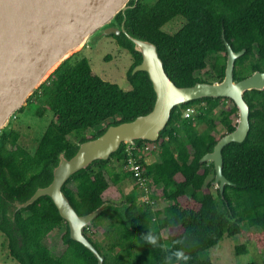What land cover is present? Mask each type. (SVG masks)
<instances>
[{"label":"trees","instance_id":"1","mask_svg":"<svg viewBox=\"0 0 264 264\" xmlns=\"http://www.w3.org/2000/svg\"><path fill=\"white\" fill-rule=\"evenodd\" d=\"M176 18L183 20L182 25L166 32L164 26ZM115 20L121 23L122 14ZM124 26L128 34L156 46L165 73L178 87L221 81L226 60L222 33L234 52L244 50L235 60L234 79L264 72V0H138L126 12ZM111 37L133 58L126 77L131 88L102 80L86 58L72 60V55L27 102L36 107L37 116L53 113L34 152L18 144L14 130L0 150V232L18 264H97L88 249L69 238L67 225L48 196L14 213L13 232L20 243L12 235L10 220L14 200L23 201L36 187L50 182V166L60 152L69 158L77 142L152 108L155 95L147 74L131 75L140 54L124 34ZM210 56H215L212 67ZM202 74H211L212 79H203ZM243 98L249 107V131L243 142L222 149V173L233 184L225 185L222 195L218 188L215 196L204 190L211 187L214 170L199 160L217 142L218 125L224 134L235 127L237 110L227 98L197 99L174 107L157 141L136 140V147L122 144L109 159L96 160L66 181L62 192L80 216L104 202L122 206L104 209L84 230L103 264H212L206 251L224 236H247L245 240L254 241L258 250L264 248V89L246 91ZM187 108L194 112L184 117ZM201 124L205 128L199 131ZM145 147L159 160L147 164L140 153ZM129 158L141 165L139 181L129 170ZM126 179L132 184L129 194L119 188ZM159 200L167 205L155 207ZM9 205L12 209H7ZM62 224L64 249L56 254L45 240ZM88 231L105 235L108 242L101 245ZM148 231L157 236L155 245L144 241ZM239 246L235 250H245ZM175 249H182L188 259L177 261L172 255Z\"/></svg>","mask_w":264,"mask_h":264},{"label":"water","instance_id":"2","mask_svg":"<svg viewBox=\"0 0 264 264\" xmlns=\"http://www.w3.org/2000/svg\"><path fill=\"white\" fill-rule=\"evenodd\" d=\"M138 0H0V129H11L15 115L27 104L35 90L69 57L90 44L95 37L124 34L141 61L131 75L145 72L155 99L146 114L131 121L109 125L94 138L77 142L74 153L67 158L64 152L50 166L51 180L36 187L23 201L14 200L11 212L13 232L14 213L33 204L39 197L48 196L62 221L69 229V238L88 249L103 264V257L84 235L95 217L104 209H120L121 205L104 202L86 215H78L62 192L72 175L91 166L96 160H107L122 144L136 147V140L155 142L167 126L174 107L203 98L230 99L237 110L232 131L222 135L205 153L200 163L212 165V184L222 195L225 185H233L222 173V149L231 142L241 143L249 131V107L243 95L250 90L264 89V72L254 71L243 79H234V63L244 50L234 52L221 37L226 51L224 76L218 82H196L191 86H176L163 68L156 46L145 39L134 37L125 29L126 12ZM122 14L118 23L115 17ZM8 212V211H7Z\"/></svg>","mask_w":264,"mask_h":264},{"label":"rangeland","instance_id":"3","mask_svg":"<svg viewBox=\"0 0 264 264\" xmlns=\"http://www.w3.org/2000/svg\"><path fill=\"white\" fill-rule=\"evenodd\" d=\"M182 23L183 20L181 18H176L166 24L163 29L166 32L171 33L177 30ZM98 37L100 39L95 41L92 38L90 44L85 45L80 51L73 54L72 60H77L83 57L86 58L95 75L104 81L117 84L124 90H129L131 85L128 83L126 77L127 72L133 63L131 54L126 49L119 47L111 36ZM214 58L215 56H210L207 59L209 63L208 65H211V67ZM200 76L203 79H212L211 74H202ZM35 109V106L27 103L23 109L15 115L11 124V129L19 134L18 144L30 153L34 152L47 125L53 119V113L51 111L48 110L42 116H37L35 115ZM204 128L205 125L203 124L198 126L199 131H202ZM214 134L215 137L219 139L224 135V129L218 125L215 128ZM140 153L144 155V161L147 164L159 160L156 153H151L149 155L147 153L145 154L144 151H141ZM113 163L117 164L115 161ZM209 180L210 177L208 181ZM130 182L131 181L126 179L119 183V188L124 194H129L131 192L132 184ZM154 189L156 190V187H154ZM215 189L216 188L213 184L211 187H204L205 191H210L214 196L216 195ZM152 194L157 195V191H154ZM143 199H145V196ZM158 202L159 203L154 202L155 207H164L167 205L166 202L160 200ZM241 227L242 229H245L246 225L242 224ZM64 230L65 225L62 224L46 237V245L51 251H55L56 254H60L64 249V246L61 243V236L64 233ZM251 230H253V228ZM163 234H165V232ZM88 235L92 240L99 242L101 245H105L108 242L105 235H102L101 233L94 234L91 231H88ZM246 238L248 237L240 235L234 237L224 236L217 245L206 251V256L210 259L212 264H244L249 262H253L254 264H264V248L258 250L254 241L245 240ZM241 244L244 245L245 250H240L239 248L238 250H235V247H238L239 245L241 246ZM0 264H18L10 257L7 250V238L1 232Z\"/></svg>","mask_w":264,"mask_h":264},{"label":"built area","instance_id":"4","mask_svg":"<svg viewBox=\"0 0 264 264\" xmlns=\"http://www.w3.org/2000/svg\"><path fill=\"white\" fill-rule=\"evenodd\" d=\"M194 112V110L192 108H187L184 112L183 115L184 117H189L190 115H192V113ZM148 148L145 147L143 148L142 151L145 152V154L147 153ZM128 166H129V170H131L133 172V176H135L138 181L141 180V165L139 163H137L136 159L134 158H129L128 159ZM143 178V177H142Z\"/></svg>","mask_w":264,"mask_h":264},{"label":"clouds","instance_id":"5","mask_svg":"<svg viewBox=\"0 0 264 264\" xmlns=\"http://www.w3.org/2000/svg\"><path fill=\"white\" fill-rule=\"evenodd\" d=\"M15 118V117H14ZM144 241L155 245L156 241H157V236L155 234H153V232L148 231L146 232V234H144ZM172 255H174L177 258V261L179 260H187L188 256L184 253V251L182 249H175L172 253Z\"/></svg>","mask_w":264,"mask_h":264},{"label":"flooded vegetation","instance_id":"6","mask_svg":"<svg viewBox=\"0 0 264 264\" xmlns=\"http://www.w3.org/2000/svg\"><path fill=\"white\" fill-rule=\"evenodd\" d=\"M98 39H100V38L95 37V41ZM12 131H13V129H8L7 131L4 128L0 129V150L4 146V144H6L5 141L8 139V137ZM7 209H12V205H9Z\"/></svg>","mask_w":264,"mask_h":264}]
</instances>
